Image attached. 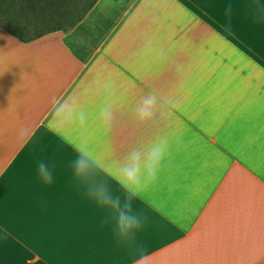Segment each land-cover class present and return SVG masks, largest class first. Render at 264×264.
Instances as JSON below:
<instances>
[{"label": "crops", "instance_id": "1", "mask_svg": "<svg viewBox=\"0 0 264 264\" xmlns=\"http://www.w3.org/2000/svg\"><path fill=\"white\" fill-rule=\"evenodd\" d=\"M152 90L165 115L141 125ZM69 96L86 126L50 123ZM162 136L170 163L121 241L76 181L72 144L122 157ZM0 264H264V0H95L29 42L0 29Z\"/></svg>", "mask_w": 264, "mask_h": 264}, {"label": "clouds", "instance_id": "2", "mask_svg": "<svg viewBox=\"0 0 264 264\" xmlns=\"http://www.w3.org/2000/svg\"><path fill=\"white\" fill-rule=\"evenodd\" d=\"M162 104L163 100L155 90L142 96L134 108L137 122L149 124L157 118L158 113L163 117ZM98 119L110 131L114 122L112 106H100ZM87 121L86 111L71 96L54 103L50 123L57 128L73 125L84 127ZM22 134H25L23 130ZM72 147L77 153L72 161L76 181L91 200L109 213L108 219L115 224L117 238L134 241L146 220L143 213L134 208V201L160 179L170 163L172 142L167 136L157 137L144 146L132 148L122 157L98 152L87 138L73 143ZM37 172L44 184H52L53 169L46 162L38 164Z\"/></svg>", "mask_w": 264, "mask_h": 264}, {"label": "rangeland", "instance_id": "3", "mask_svg": "<svg viewBox=\"0 0 264 264\" xmlns=\"http://www.w3.org/2000/svg\"><path fill=\"white\" fill-rule=\"evenodd\" d=\"M77 1L79 2L77 4L78 12H75L72 16L64 14H51L50 9L44 8L37 0L31 1L32 3L25 0L12 1L0 9V23L8 25V21H6V14L11 13L14 16H18L19 21L23 25L26 24L27 32H45L58 26L60 28L68 29L71 27V23L77 18V16L81 14L83 15L85 10L93 4L95 0ZM9 7L10 13L7 11Z\"/></svg>", "mask_w": 264, "mask_h": 264}, {"label": "trees", "instance_id": "4", "mask_svg": "<svg viewBox=\"0 0 264 264\" xmlns=\"http://www.w3.org/2000/svg\"><path fill=\"white\" fill-rule=\"evenodd\" d=\"M12 1L16 0H0V9L6 5L7 3H11ZM30 3L33 0H25ZM44 8H49L51 11V14H64V15H70L75 14V12H78L77 4L79 3L77 0H37ZM77 1V2H76ZM29 3V4H30ZM11 7V6H10ZM10 7L7 10L8 13H10ZM82 18V14L78 15L77 18L71 23V27H73L75 24H77ZM6 21H8V25H3L0 23V29H3L10 33L12 36L16 37L22 42H29L36 38H39L47 33L63 30L64 28H60L59 26L56 28L49 29L45 32H37L33 31L27 32L26 24L23 25L19 21L18 16H14L11 13L6 14Z\"/></svg>", "mask_w": 264, "mask_h": 264}]
</instances>
